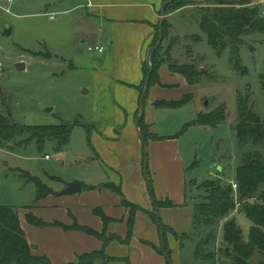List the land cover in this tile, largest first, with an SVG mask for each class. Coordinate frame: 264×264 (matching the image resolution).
Wrapping results in <instances>:
<instances>
[{"label":"rangeland","instance_id":"obj_1","mask_svg":"<svg viewBox=\"0 0 264 264\" xmlns=\"http://www.w3.org/2000/svg\"><path fill=\"white\" fill-rule=\"evenodd\" d=\"M5 1L0 0V3ZM186 1L198 5L215 0ZM261 1L263 4L259 5L256 0L255 6L264 17V0ZM66 4L64 0H14L8 6L10 13L0 10V112L21 126L74 125L70 142L61 152H57L55 142L49 140L43 145L33 141L14 150H0V200L6 206L18 208L33 202L36 186L20 177V172L37 177L53 188L59 187L60 181L97 177L103 170L101 163L93 159L95 155L88 132L94 108L93 95L87 93L91 71L86 65L89 55L94 52L89 51L92 47L89 42L82 41L79 30L76 36L69 30L70 17L62 12L72 6ZM186 6L164 17L163 25L166 21L170 27L158 58L162 62L196 66L202 73L200 81L189 85L171 74L170 83L176 86L161 90L152 88L147 105L155 91L160 100L169 102L190 96L186 104L156 110L155 116L160 137L178 136L185 163L187 203L192 206L205 196L204 182L236 183V170L241 159L234 131L238 99L248 95L254 112L264 119L261 86L264 35L250 36L248 45L241 47L239 59L245 70L242 73L231 62L228 49L219 53L209 45L195 9L191 4ZM51 13H55L56 21L49 20L47 14ZM6 30H11L8 37L4 35ZM191 37L199 39L192 41ZM18 64L25 68L18 69ZM223 107L227 115L223 123L214 127L198 123L201 115H212ZM28 137L26 134L23 139ZM146 153L148 165V150ZM150 172L151 187L154 188L155 179ZM52 177L59 181H52ZM237 219L247 237L252 224L243 215ZM221 228L222 224H219L211 239L210 230L206 232L191 226L182 245L183 255L195 257L194 253L200 247L199 261L206 264L202 255L217 256L221 247ZM258 260L255 256L252 264H258Z\"/></svg>","mask_w":264,"mask_h":264},{"label":"crops","instance_id":"obj_2","mask_svg":"<svg viewBox=\"0 0 264 264\" xmlns=\"http://www.w3.org/2000/svg\"><path fill=\"white\" fill-rule=\"evenodd\" d=\"M64 1L72 6L62 13L70 17L67 26L74 36L79 30L84 43L105 47L103 54L89 55L86 65L91 71L87 93L93 95L94 108L88 132L95 155L93 159L101 163L103 170L97 177L60 181L59 187L53 188L47 185L53 190L51 194L38 200L35 192L30 205L16 207L32 254L46 256L53 264L75 263L79 256L101 251L109 259L107 264H169L165 254L160 252L166 249L167 243L172 264H203L200 259L183 255L181 242L170 230L164 236L163 248L162 224L178 235L194 226V203L192 206L187 203L185 163L178 137L146 142L137 125L141 102L139 87L145 77L144 67L155 37V27L161 20L164 0ZM258 4L263 1L259 0ZM53 14H47L49 20V15ZM171 74L186 82L181 75L163 65L159 69L160 84L153 85L150 91L176 86L170 83ZM159 100L155 91L144 109L145 124L158 136L155 111L159 109L154 103ZM145 150L150 158L147 169ZM148 172L156 181L154 188ZM74 181L81 183V194L61 195L66 183ZM105 184L120 186L124 199L144 210L135 216L128 243L125 240L129 232L130 209L122 205L121 196L106 188L99 189ZM155 200H170L175 207L159 209ZM156 207L157 222L149 215ZM96 209L108 218L106 224L95 213ZM74 224L114 239L105 244L83 231L64 228Z\"/></svg>","mask_w":264,"mask_h":264},{"label":"trees","instance_id":"obj_3","mask_svg":"<svg viewBox=\"0 0 264 264\" xmlns=\"http://www.w3.org/2000/svg\"><path fill=\"white\" fill-rule=\"evenodd\" d=\"M167 0H164V4ZM256 0H215L206 4H195L186 0H174L168 4L165 17L168 13L173 14L187 7H193L199 19L202 31L206 34L208 43L217 52L221 53L228 49L230 51L231 62L234 67L245 72L239 59L240 49L243 45H248L247 38L254 34L264 35V17L259 7L255 6ZM166 19V18H165ZM163 25L164 38L151 58L153 73L149 84L150 88L155 84H160L159 69L167 65L172 73L181 75L187 84L196 85L201 78V71L196 66L179 65L162 62L158 56L162 50V43L168 39L170 25ZM199 39V37H198ZM191 37L192 41L198 40ZM160 40V23L155 27V37L152 47ZM159 60V63L157 62ZM165 61V60H164ZM167 63V64H166ZM149 72L148 65L144 67V80L139 87L140 97L144 92L146 78ZM261 86L264 90V75L261 76ZM146 96L144 107L149 96ZM190 96H185L181 101L159 100L154 103L157 109H172L186 104ZM226 109L223 107L212 115H201L198 123L205 126H216L226 120ZM139 129L143 140L161 141L170 138H163L150 132L149 126L144 121V111H138ZM79 124V122H77ZM74 125L62 123L55 126H21L9 120L0 112V150H14L16 147H23L33 141L38 145H43L46 141H53L56 144V151H63L69 144ZM236 140L241 151V159L236 170L237 190L232 185H223L222 180L206 181L202 185L205 196L200 202L194 203L193 227L195 229L208 231L211 239L214 237V230L222 224V243L217 256L206 253L202 259L207 264H252L255 256H258V264H264V119H261L249 103L248 95L238 99V119L234 128ZM29 135L23 139L24 135ZM178 136H175L176 138ZM147 162L145 150L144 163ZM20 177L27 183L31 182L36 186L37 199H43L53 192L37 177H32L26 172H20ZM149 175V172H148ZM150 177V175H149ZM53 180H59L52 177ZM109 189L121 196V203L130 209L128 221L129 232L125 240L129 242L132 236L133 225L137 212L144 211L141 207L129 203L124 199L120 186L105 184L99 189ZM235 192L237 196L235 197ZM156 201V206L161 208H174L175 205L170 200ZM236 212V214H234ZM95 213L106 224L108 218L100 210ZM151 218L156 221L153 212H149ZM245 216L252 226L249 234L245 237L237 216ZM165 234L170 230L181 242V246L188 235L182 233L178 235L171 228L161 225ZM160 227V228H161ZM65 229L83 231L88 235L100 238L105 244L114 239H107L104 234H99L93 230L74 224ZM166 242V240H165ZM200 247L195 252V259L199 260L201 254ZM166 252L170 255L166 243ZM165 250H161L165 254ZM102 261V262H99ZM109 259L101 252H92L79 256L78 261L69 264H107ZM0 264H53L46 256H35L29 245L26 236L21 229L17 208L6 206L0 200Z\"/></svg>","mask_w":264,"mask_h":264},{"label":"water","instance_id":"obj_4","mask_svg":"<svg viewBox=\"0 0 264 264\" xmlns=\"http://www.w3.org/2000/svg\"><path fill=\"white\" fill-rule=\"evenodd\" d=\"M172 1H174V0L167 1L164 4V6L162 7L161 20H160V40L155 46L151 47L149 52H148L147 65H148V68H149V72H148V75H147V78H146V82H145V86H144V92H143V95L141 97L140 112H143L144 109H145L144 103H145L146 96H147L148 91H149V84H150V80H151L152 73H153V67L151 65V58L154 55V53L156 52V49L159 47V45L161 44V42H162V40L164 38V34H163V19L165 17L166 8H167L168 4L171 3ZM4 35L7 36V37L10 36L11 35V30H6ZM17 68L23 70L25 68V65L18 64ZM207 105H208V102L206 103V106ZM137 125H139V118L137 119ZM145 167L147 169V163L145 164ZM81 192H82L81 183L79 181H74V182H71V183H66V188L60 194L64 195V196H76V195L81 194ZM154 214L157 217V220L159 221V214H158V208L157 207L155 208ZM161 231H162V238H163V248L165 249V242H164L165 233H164L163 229ZM208 240H209V238L207 239V241ZM165 256H166L169 264H172L171 260H170V257H169V255L166 252H165Z\"/></svg>","mask_w":264,"mask_h":264},{"label":"built area","instance_id":"obj_5","mask_svg":"<svg viewBox=\"0 0 264 264\" xmlns=\"http://www.w3.org/2000/svg\"><path fill=\"white\" fill-rule=\"evenodd\" d=\"M14 0H6L3 4L0 3V10L6 12V13H10V8L8 7L9 5H11L13 3ZM50 16V20H55V15H49ZM89 51L94 52L96 54H103L105 52V47L103 45H97V46H92L89 48ZM233 189L236 191L237 190V185L233 184Z\"/></svg>","mask_w":264,"mask_h":264}]
</instances>
